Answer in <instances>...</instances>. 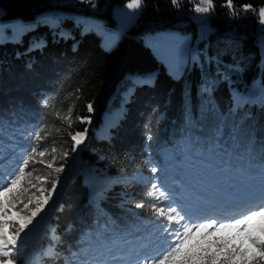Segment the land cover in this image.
<instances>
[{
  "label": "trees",
  "instance_id": "trees-1",
  "mask_svg": "<svg viewBox=\"0 0 264 264\" xmlns=\"http://www.w3.org/2000/svg\"><path fill=\"white\" fill-rule=\"evenodd\" d=\"M128 2L0 0V23L24 26L18 33L6 29L12 36L0 39V166L17 169L28 149H47L44 157L31 154L26 172L35 171L26 175L23 187L31 181L49 190L57 174L46 163L55 155L54 167L64 168L58 174L57 203L29 225L32 238L21 233L16 264H82L85 259L99 264L109 248L120 247L113 241L125 234L140 246L157 221L150 211L135 208L147 186L133 178L151 176L154 162L159 183L183 178L180 166L188 168L187 174L192 166L203 173L218 166L241 180L261 179L264 55L257 43L264 34L258 15L264 0H232L235 14L226 0H213L208 13L196 12L200 0H142L135 21L119 34L113 12ZM244 5L250 10L244 11ZM201 24L213 35L242 39V50L252 55L230 70L236 82L219 78L210 92L201 87L199 68L190 69L189 50L186 67L174 77L147 44L156 40L150 33L160 28L185 31L194 39ZM99 29L117 34L110 49L101 46ZM69 108L71 128L60 119ZM76 116L90 117L91 123L81 124ZM84 128L86 140L73 151L68 133ZM36 131L39 141L33 140ZM106 175L117 178L108 189L102 187ZM37 176L48 183L36 181ZM91 189L98 200L90 198ZM17 208L10 215L19 223ZM53 247L55 258L47 255Z\"/></svg>",
  "mask_w": 264,
  "mask_h": 264
},
{
  "label": "snow or ice",
  "instance_id": "snow-or-ice-1",
  "mask_svg": "<svg viewBox=\"0 0 264 264\" xmlns=\"http://www.w3.org/2000/svg\"><path fill=\"white\" fill-rule=\"evenodd\" d=\"M172 3L177 4L178 0H172ZM225 6L235 14L232 0H226ZM127 7L139 9L142 7V0H130ZM242 7L244 11L250 10L248 5ZM213 9V0H200V6H197L195 10L198 13H208ZM258 15L260 22L264 24V8L259 9ZM40 46L39 44L34 45V47ZM44 106L49 107V101L46 100ZM87 111L88 113L94 111L91 103L87 105ZM60 119L66 120L68 127L71 128L74 123L72 108H69L66 114L60 115ZM75 120L81 124L91 123L90 117L76 116ZM40 131H36L34 141L42 139ZM87 133V128L83 131H76L74 134L68 133L73 142V151L85 142ZM37 151L35 146L28 149L27 158L22 160L23 166H18L11 176H0V197H2L0 199V264H16L13 257L20 247L18 240L21 233L25 232L48 205L52 194L57 189L58 174L64 171L63 166L54 167L57 157L53 155L51 162L46 163V167L57 174L56 178L50 182V190L46 189L43 184L31 181H29L28 188L23 187L26 175L31 176L35 171L33 169L26 172V169L29 160L32 159L31 154ZM51 151L55 153L57 150L53 147ZM46 152L47 149L39 150L38 154L44 157ZM63 155L66 157L68 153L64 152ZM259 166L261 181L255 192L258 201L250 200L248 210H241L240 214L228 213L223 218L208 216L199 221L193 219L184 203L175 198V193L158 183V178H154L150 184L145 178H140L138 182L147 186V195L145 199L135 204V208L150 211L153 214L158 230L165 237L163 243L166 247L164 251L153 256L144 251L146 245H142L139 249L136 248L133 244L134 238L130 239V234H125L120 241H113V244L118 243L120 247L115 252L109 248L110 255L99 264H237V261L239 264H262L264 262V160ZM150 171L155 174L159 169L153 166ZM51 174L52 172L48 173L49 176ZM35 179L36 181L43 180L45 184L48 183L47 177L37 176ZM31 188H35L36 192H31ZM37 192L39 195L36 194ZM26 195L27 199H25ZM18 204H23V207L17 208ZM32 204L35 205L34 208L29 207ZM13 208H17L19 223L15 222L13 216L10 215V210ZM124 245L132 246L124 251ZM47 255L52 258L56 257L54 247ZM65 264H68L67 260ZM82 264H98V262L85 259Z\"/></svg>",
  "mask_w": 264,
  "mask_h": 264
},
{
  "label": "rangeland",
  "instance_id": "rangeland-1",
  "mask_svg": "<svg viewBox=\"0 0 264 264\" xmlns=\"http://www.w3.org/2000/svg\"><path fill=\"white\" fill-rule=\"evenodd\" d=\"M127 4L123 7L115 8L113 12L118 22L117 32L119 34L123 33L124 30L135 21L141 9H129ZM23 27V25H19L16 22L0 23V39L4 40V38L12 36V34L5 32L6 29H12L15 33H18ZM99 31L103 33L101 46L105 49H110L117 40V34L106 32L102 29H99ZM150 35L154 37L156 41L158 40L159 43L150 41L147 43L148 46L155 56L163 62L168 72L174 77H177L186 67L188 63V53H191L189 54L190 69L192 70L194 64L199 68L202 79L201 87L205 92H210L219 78L226 79L228 83L236 82V79L230 77V70H234L241 61L247 62L252 56L251 53L242 50V39L213 35L212 30L206 24L198 26L197 36L194 39L190 33L174 28L156 29V31L150 33ZM161 40H163L165 44ZM173 42H181V44L175 46L176 48H174V46H169ZM257 46L260 54L263 56L264 34L258 41ZM219 70L222 71L221 74L217 72ZM108 126L109 123L106 122L104 127L108 128ZM77 150L78 148L76 151ZM140 178L143 177L136 176L133 178V181L138 182ZM116 179L115 176L106 175L102 187L108 189ZM60 192L61 190H57L52 194V199L49 201L48 205L45 206V212H48L56 205L57 196ZM189 193L192 198L183 202L184 205L186 208L192 209L193 214L201 216L203 219L221 211L223 207H219V205L222 203L233 207L237 204L244 205L250 200L255 201V199H258V197L255 199H244L242 196L247 193V189H236L235 185L228 182L222 184L213 195L200 191V189L194 186L189 189ZM176 195L175 197L177 198L178 193ZM90 198L98 200V196L93 195L92 189L90 190ZM28 229L29 228L25 231H28ZM32 237L33 234L31 236L29 235L27 238ZM18 245L21 246L19 241ZM35 264H38V262H35Z\"/></svg>",
  "mask_w": 264,
  "mask_h": 264
}]
</instances>
